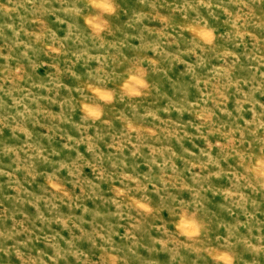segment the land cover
Segmentation results:
<instances>
[{"label": "rangeland", "instance_id": "374dc122", "mask_svg": "<svg viewBox=\"0 0 264 264\" xmlns=\"http://www.w3.org/2000/svg\"><path fill=\"white\" fill-rule=\"evenodd\" d=\"M0 264H264V0H0Z\"/></svg>", "mask_w": 264, "mask_h": 264}]
</instances>
